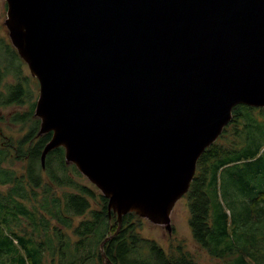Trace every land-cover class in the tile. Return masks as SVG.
<instances>
[{
  "label": "water",
  "instance_id": "95a60500",
  "mask_svg": "<svg viewBox=\"0 0 264 264\" xmlns=\"http://www.w3.org/2000/svg\"><path fill=\"white\" fill-rule=\"evenodd\" d=\"M10 44L38 83L47 153L172 230L200 155L238 104L264 107V0H5ZM105 238L99 245L103 264Z\"/></svg>",
  "mask_w": 264,
  "mask_h": 264
},
{
  "label": "trees",
  "instance_id": "16d2710c",
  "mask_svg": "<svg viewBox=\"0 0 264 264\" xmlns=\"http://www.w3.org/2000/svg\"><path fill=\"white\" fill-rule=\"evenodd\" d=\"M23 65L9 39L0 37V107L30 102L10 120L29 123L13 152L14 159L25 161L24 176L2 167L12 154L0 148V185L9 184L7 193L0 192V264H103L99 245L107 237V264H199L181 244L166 251L142 237L134 212L122 216L115 233L117 217L108 212L107 198L75 181L82 175L65 163L63 147L49 151L42 168L40 156L51 132L37 135L38 84L23 74ZM31 197L37 205L27 207L22 200ZM183 197L192 238L218 260L214 264H264V107H233L231 120L198 158Z\"/></svg>",
  "mask_w": 264,
  "mask_h": 264
},
{
  "label": "rangeland",
  "instance_id": "374dc122",
  "mask_svg": "<svg viewBox=\"0 0 264 264\" xmlns=\"http://www.w3.org/2000/svg\"><path fill=\"white\" fill-rule=\"evenodd\" d=\"M6 18V1L0 0V37L7 38L6 28L3 24ZM23 74L30 76L29 70L26 65H23ZM6 81L11 82L12 78L7 77ZM37 82V81H36ZM38 84V83H37ZM38 96V86L34 87V96L33 101H36ZM29 101H27L23 105H9L6 107H0V148L7 149L12 155H10L6 161L2 164V167L7 168L8 170L14 171V173L18 176H24V168L25 161L14 159L13 152L15 151V146L17 145V141L22 137V135L27 130L29 123L25 126L19 124H12L11 116L15 112H23L28 110ZM26 147V145H24ZM55 163V167H57V162ZM69 165V164H68ZM70 167L68 166L69 170ZM80 173V172H79ZM43 174V172H42ZM222 174H228L223 171ZM82 175V174H81ZM44 176V174H43ZM76 182H80L87 186H91L96 188L89 180L82 175V177H74ZM23 181L26 182L27 179L22 177ZM234 189H236L237 185H231ZM9 184L0 185V192L7 193L9 190ZM40 191V189H38ZM55 191H60V189H55ZM96 192H100L96 188ZM234 192V190H233ZM237 192V190H235ZM222 199L225 200L224 194ZM22 202L28 207L37 205V201L31 197L30 201L22 200ZM93 206L96 204L91 200ZM188 207L187 201L185 197H181L174 205L171 213L170 220L173 229L169 233L163 225L153 224L144 218H140V228L138 229L139 234L142 237L154 239L160 246H162L166 251H172V249L177 245L181 244L184 250L188 251L192 257L199 264H214L217 263L218 260L212 258L203 248H201L192 238V234L188 225ZM81 217H75V222H77ZM53 222V221H52ZM65 231H67L65 229ZM70 233L69 231H67ZM73 238V236L71 235Z\"/></svg>",
  "mask_w": 264,
  "mask_h": 264
}]
</instances>
